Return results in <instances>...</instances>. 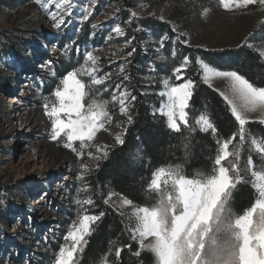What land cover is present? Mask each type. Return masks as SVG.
Wrapping results in <instances>:
<instances>
[{"label": "rangeland", "instance_id": "rangeland-1", "mask_svg": "<svg viewBox=\"0 0 264 264\" xmlns=\"http://www.w3.org/2000/svg\"><path fill=\"white\" fill-rule=\"evenodd\" d=\"M89 5L90 0H74L72 15L58 29L35 0H0V264H54L58 250L52 245L60 246L78 210L73 202L81 183V161L62 141L50 139L51 123L42 105L59 78L83 62L86 50L99 58L101 75L111 73L109 91L120 84L136 96L138 80L144 93L146 85L157 97L154 109L163 99L158 95L163 79L183 56L195 54L221 70H233V57L225 53L245 46L246 39L252 45L246 47L264 50V9L259 5L226 12L218 0H97L85 21ZM132 12L137 17H131ZM117 24L126 37L130 30L139 35L138 42L125 49L136 48L125 65L128 79L118 70L123 56L114 55L126 38L111 33ZM172 26L185 34L190 46L169 40L161 44L162 37L174 36ZM134 68L137 80H132ZM186 78H191L188 73ZM213 83L214 88L225 87L222 80ZM132 107L133 102L131 114ZM112 111L114 122L126 124L118 106ZM257 116L253 114V121ZM120 131L114 123L110 132L98 133L97 142L110 149L117 145L113 134ZM99 161L85 156L83 162L92 166ZM119 197L113 196L109 205L127 214L131 209H117Z\"/></svg>", "mask_w": 264, "mask_h": 264}, {"label": "snow or ice", "instance_id": "snow-or-ice-1", "mask_svg": "<svg viewBox=\"0 0 264 264\" xmlns=\"http://www.w3.org/2000/svg\"><path fill=\"white\" fill-rule=\"evenodd\" d=\"M96 2L90 0V5L84 8L83 20L92 15ZM35 3L48 10L58 29L65 23V18L72 15L74 8V0H35ZM218 5L226 12L242 11L255 5L264 9V0H218ZM206 12L204 10L202 15ZM130 15L137 17L138 14L132 12ZM261 27L264 28V21H261ZM171 30L174 36L162 37L161 44L169 40L173 44L178 42L190 46L185 34L175 26ZM111 33L115 37H126L124 28L118 24L113 26ZM107 38L112 40L113 35L109 34ZM134 40V36L126 37L123 48L114 53L124 58L118 69L124 79H128L125 65L130 61L127 58L136 51L134 46L129 51L125 49ZM245 46H252L247 39ZM75 51L79 52V49ZM172 55L175 56L176 52L173 51ZM258 55L264 58V50H259ZM193 60L204 84L214 88V81L225 82L223 90H214L222 97L237 125V130L227 138L220 137L207 113H201L190 122V101L196 82L186 78V73ZM98 65L99 58L93 51L86 50L83 62L59 78L42 105L51 123L50 139L62 141L63 146L81 161L77 175L81 183L74 201L78 210L53 257L54 264H79L88 237L104 216L103 211H91L96 208L94 197L97 192L87 180L88 174L99 164L90 166L84 163L85 156L91 161L107 158L109 146L97 142L98 133L110 132L115 123L122 129L113 134L115 142L123 145L127 125L133 123L129 106L136 96L120 84L109 91L111 73L101 75ZM51 74L55 75L54 72ZM162 85L163 90L158 95L163 99L159 108L154 109V114L158 112L165 117L166 126L174 133L182 134L183 129L195 131L194 123L200 131L216 136L212 166L208 171L197 172L193 176L185 174L179 164L158 166L152 171L144 189L153 201L150 204L140 205L120 195L117 209H131L127 213L129 223L125 230L136 241L137 248L133 250L130 244L110 247L103 254L101 264H123L121 257L125 249L137 258L138 264H143L140 258L145 252L152 254L154 264H264V137L254 136L247 128L253 122V114H258V122L264 124V86L256 85L236 70H221L189 55L183 56L171 75L163 79ZM106 92L107 97L104 95ZM116 106L118 112L126 117V124L114 122L112 110ZM245 144L249 146V152L243 157ZM183 146L187 149L186 143ZM253 153L260 159L259 166L253 159ZM242 183L253 189V201L237 213L233 211L231 201L233 192ZM115 195L110 192L103 202L109 204ZM3 203L0 200V204ZM120 214L125 215L123 211Z\"/></svg>", "mask_w": 264, "mask_h": 264}, {"label": "trees", "instance_id": "trees-1", "mask_svg": "<svg viewBox=\"0 0 264 264\" xmlns=\"http://www.w3.org/2000/svg\"><path fill=\"white\" fill-rule=\"evenodd\" d=\"M164 1V0H163ZM128 4V2H127ZM135 37L138 42L139 35L135 31H129V37ZM230 55L231 68L245 75L258 86H264V60L253 49L242 46L231 49L225 53ZM224 54V55H225ZM191 57H196L191 54ZM138 60L139 58H135ZM135 67V65L133 66ZM199 69L193 60L189 65L188 76L196 82V87L190 101V122L201 113H207L221 138H227L237 130L236 122L227 110L226 104L218 91L209 87L201 80ZM132 80H137L135 68ZM136 100L133 102V123L127 125L124 135L125 143L117 144L109 149L107 158L101 159L93 173L87 177L88 182L96 190V208L91 211L104 212L102 219L96 224L93 234L88 237L87 245L80 258L79 264H101V258L110 247L130 244L132 249L137 248L136 241L132 240L125 225L129 223L127 214L122 216L120 212L103 201L110 192L125 196L137 204H150L149 194L145 192V186L151 178L152 171L161 165H182L185 174L193 176L197 172H206L212 166V159L216 152V136L211 132H202L193 123L195 131L182 130V134L172 132L166 126L165 117L154 114V105L157 97L149 91L145 85L136 82ZM140 87V88H139ZM248 130L256 137H264V124L254 120L247 126ZM187 138V139H186ZM187 144V149L184 144ZM249 152V146L245 144L243 157ZM253 159L257 166L259 157L253 153ZM253 201V189L248 184H240L233 192L231 207L233 211L240 213ZM73 206L74 202H73ZM53 249L59 246L53 244ZM123 264H138L136 257L127 249L122 253ZM111 259V257H109ZM140 260L143 264H154L151 253H143Z\"/></svg>", "mask_w": 264, "mask_h": 264}]
</instances>
